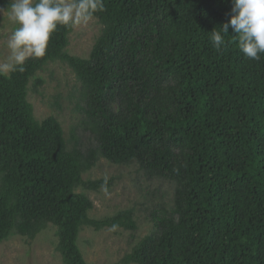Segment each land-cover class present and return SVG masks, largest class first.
Wrapping results in <instances>:
<instances>
[{"label": "trees", "instance_id": "obj_1", "mask_svg": "<svg viewBox=\"0 0 264 264\" xmlns=\"http://www.w3.org/2000/svg\"><path fill=\"white\" fill-rule=\"evenodd\" d=\"M104 2L88 59L67 53L73 27L58 26L44 57L0 75V244L52 224L63 264H87L82 228L137 231L133 210L92 219L75 193L101 191L83 175L103 158L176 183L173 209L152 215L123 264H264V54L246 58L231 27L221 50L210 40L232 0ZM52 62L80 81L96 147L70 150L55 118L34 119L29 82Z\"/></svg>", "mask_w": 264, "mask_h": 264}, {"label": "rangeland", "instance_id": "obj_2", "mask_svg": "<svg viewBox=\"0 0 264 264\" xmlns=\"http://www.w3.org/2000/svg\"><path fill=\"white\" fill-rule=\"evenodd\" d=\"M18 25L7 15H0V62L10 54L7 41ZM103 26L94 18L89 24L73 27L67 53L88 59L101 36ZM10 73H7L9 75ZM37 80L43 85L35 89ZM28 102L32 105L37 122L55 118L62 126L70 150L86 151L97 144L90 132L82 98V85L73 70L62 62H52L29 82ZM118 111L117 105L112 107ZM111 185L108 193L82 188L75 193L86 195L94 205L89 217L101 220L125 210H133L137 231L117 228L95 231L82 228L78 246L87 264H123L136 245L154 233L152 215L174 206L176 183L164 178H150L137 163L114 165L101 158L96 166L84 173L85 181L104 180ZM57 227L48 224L35 240L12 234L0 244V264H63L58 247Z\"/></svg>", "mask_w": 264, "mask_h": 264}, {"label": "clouds", "instance_id": "obj_3", "mask_svg": "<svg viewBox=\"0 0 264 264\" xmlns=\"http://www.w3.org/2000/svg\"><path fill=\"white\" fill-rule=\"evenodd\" d=\"M105 11L104 0H9L0 6V15L18 25L7 41L9 55L0 62V75L25 71L30 58L46 55L49 41L58 26L89 24L96 13ZM238 35V47L246 58L259 60L264 54V0H232L231 17L220 30L211 31L210 40L219 51L225 46L229 28ZM109 177H104L101 191L108 193ZM119 226L112 225L115 230Z\"/></svg>", "mask_w": 264, "mask_h": 264}]
</instances>
